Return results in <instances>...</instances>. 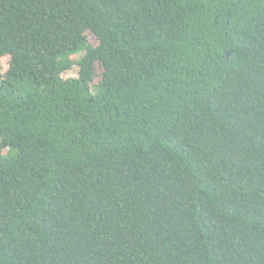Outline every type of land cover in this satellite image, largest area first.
I'll return each instance as SVG.
<instances>
[{
  "label": "trees",
  "instance_id": "obj_1",
  "mask_svg": "<svg viewBox=\"0 0 264 264\" xmlns=\"http://www.w3.org/2000/svg\"><path fill=\"white\" fill-rule=\"evenodd\" d=\"M4 56L0 264H264V0H0Z\"/></svg>",
  "mask_w": 264,
  "mask_h": 264
},
{
  "label": "rangeland",
  "instance_id": "obj_2",
  "mask_svg": "<svg viewBox=\"0 0 264 264\" xmlns=\"http://www.w3.org/2000/svg\"><path fill=\"white\" fill-rule=\"evenodd\" d=\"M86 38L88 40V42L96 47L98 45V40L96 39V37L94 36V34L90 31L86 32ZM82 54L81 55H78V56H74L73 57V60L75 62H77L80 58H81ZM10 56H4L0 59V73L2 75H4L9 67H10ZM79 66L78 64H74L73 66H71L69 69H67L65 72H63L62 74V78L63 79H70V78H77L78 77V73H79ZM102 73H103V69L100 65H97V68H96V74H95V78H94V81L90 84L91 86L92 85H97L101 79H102ZM2 153L5 155L9 152V148L8 147H4L2 149Z\"/></svg>",
  "mask_w": 264,
  "mask_h": 264
}]
</instances>
